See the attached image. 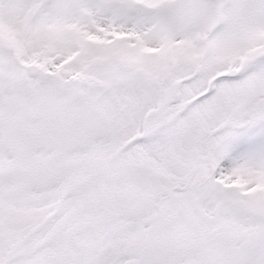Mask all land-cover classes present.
Returning a JSON list of instances; mask_svg holds the SVG:
<instances>
[{
    "label": "snow or ice",
    "instance_id": "obj_1",
    "mask_svg": "<svg viewBox=\"0 0 264 264\" xmlns=\"http://www.w3.org/2000/svg\"><path fill=\"white\" fill-rule=\"evenodd\" d=\"M0 264H264V0H0Z\"/></svg>",
    "mask_w": 264,
    "mask_h": 264
}]
</instances>
